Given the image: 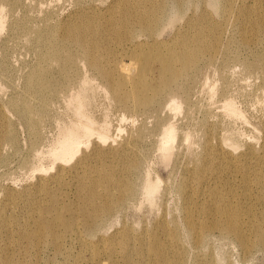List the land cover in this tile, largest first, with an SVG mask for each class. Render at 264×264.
<instances>
[{
    "label": "rangeland",
    "instance_id": "374dc122",
    "mask_svg": "<svg viewBox=\"0 0 264 264\" xmlns=\"http://www.w3.org/2000/svg\"><path fill=\"white\" fill-rule=\"evenodd\" d=\"M198 1L204 5L208 0H196L197 3ZM113 2L114 0H0L3 18L0 27V116H4L0 126L10 121L16 133V141L5 140L0 143V208L9 201L8 195L11 192H22L34 187L41 179L45 172H41L36 166L42 158L44 165H50L51 159L46 152L60 127L77 121L76 94H82V89L79 88L81 82L91 79L93 87L85 114L90 116L94 125L103 128L107 126L119 138L141 132L143 137L140 146L144 150L140 167L133 175L137 184L135 196L125 206L105 217L100 234H104V237L112 234L118 237L125 229L124 223H129L133 233L137 235H145L151 229L163 235L164 226L175 224L179 230V255H182L183 264H264V236L256 235L259 229L264 230V185H259L264 182V69L259 62L256 63V68L249 67L251 62L258 61L260 54H264V29L254 36L248 34L251 27H242L235 14H231L228 20L219 22L224 27L223 39L216 48L210 43L211 47L195 74L185 83L184 106L177 115L167 108L165 97H160L145 112L126 107L113 96L107 82L97 76L96 69L85 64L88 61L82 50L71 43H67L64 49L72 55L73 63L67 78L61 62H56L52 56L44 61L48 67L39 69L42 77L49 71L56 78H61V82L67 81L66 85L58 87L52 80L45 79L40 83L47 85L50 94L26 91L27 76L42 62L40 53L49 51V41L40 46L37 34L53 33L54 28L60 30L67 19L77 18L74 12L78 15L82 11L102 13L103 7ZM239 2L242 3V0H238L237 5L241 4ZM263 4L264 0H257L256 9ZM86 5L94 6V9L82 8ZM211 5L213 16L219 18L221 12L217 4ZM195 7L185 10L184 19H180L176 26L167 27L163 36L169 38L174 30L182 28ZM257 14L258 11L255 15ZM171 28L174 30L170 33ZM53 34L58 35L60 40V31ZM137 37L144 39L146 35L140 32ZM93 53L96 55L94 51ZM130 59L129 56H110L104 64L114 72L123 63H129ZM13 100L16 101V106ZM226 101L232 104L237 113L223 109ZM167 122L178 124V136L173 152L168 158H163L157 141ZM218 144L223 149L233 148L234 153L252 146L254 152L241 155L239 163L233 157L225 155L222 157L223 161L234 166L238 163L233 175L227 173L225 176L223 172L226 179L216 183L207 174L199 185L196 181L206 173L203 167L212 165L217 170L221 169L218 159H205L211 148L215 151ZM85 150L88 151L89 147ZM115 162L112 167H116L119 173L120 164L117 160ZM148 169L151 177L157 175L162 180L151 201L143 193V182ZM55 170L51 168L49 171ZM184 176L191 177L187 189L200 195L202 201H209V191L212 189L232 185L237 198L243 195L244 185L249 187V196L241 199L245 213L240 220V226L246 230L248 246L240 244L234 233L215 225L214 220L207 216V224L213 227L202 233L200 239L192 237V231L185 224L188 216L185 204H191V200L183 199L178 186ZM69 179L70 176H65V181ZM67 185L73 186V180ZM225 196L232 195L226 193ZM60 197L62 201L64 197L68 199L65 194ZM25 207L29 209L28 205ZM64 215L68 216L67 210H64ZM76 218L71 222L68 218L70 226L76 225V229L72 230L70 226L67 228L61 253L44 243H21V239L15 236L7 237L2 234V264H81L74 258L75 254L82 252L89 259L97 251L92 247L88 250L81 249L80 242L88 238V235L85 234L80 218ZM195 218L199 221L198 215ZM19 220L20 224H24V213L19 212ZM165 240L172 242L170 237ZM106 246L103 244L98 250L100 255L96 256L93 264L102 262L101 258L104 261L110 253ZM120 258L118 255V259ZM143 259L147 261L149 256Z\"/></svg>",
    "mask_w": 264,
    "mask_h": 264
},
{
    "label": "bare ground",
    "instance_id": "6f19581e",
    "mask_svg": "<svg viewBox=\"0 0 264 264\" xmlns=\"http://www.w3.org/2000/svg\"><path fill=\"white\" fill-rule=\"evenodd\" d=\"M237 1L208 0L201 5L196 0H114L111 5L103 7L102 13L82 11L78 15L74 12L76 19H67L60 30L52 29L53 33H62L60 40L58 35L50 32L37 34L40 46L49 41V51L40 53L42 62L27 76L26 91L50 94L47 85L40 83L45 79L52 80L58 87L66 85L67 81L61 82V78H56L49 71L42 77L39 69L47 68L44 61L52 56L56 62H61L67 78L73 63L72 55L64 49L67 43H71L82 50L88 61L85 64L96 69L97 76L107 82L113 96L126 107L145 112L160 97H165L167 108L177 115L184 106L185 83L195 74L211 47L210 43L216 48L223 39L224 27L219 22H224L231 14H235L242 27H251L249 33L246 28L243 29L246 33L254 36L264 29V4L257 10V0H242L240 5H237ZM213 3L217 4L221 12L219 18L214 17L211 12ZM191 6L196 7L192 9V15L185 20L182 28L169 29L170 33L172 30L174 32L171 37L165 38L163 33L167 27L176 26L180 19H184V11ZM82 8L88 10L94 9V6L86 5ZM257 11L259 15H255ZM2 21L0 12V27ZM140 32L146 38L139 39L137 36ZM244 45L246 46L245 43ZM110 56H129L131 59L112 72L111 67L104 64ZM258 62L264 69V54H260L258 61L251 62L249 67L256 68ZM92 87L91 79L81 82L79 88L82 89V94H76L77 121L60 127L46 152L51 159L50 165H44L42 158L36 166L41 172H45L38 183L22 192H11L8 195L9 201L0 208V236H15L26 244L44 243L61 253L62 240L70 226L68 218L71 222L79 217L85 234L88 235L85 240L80 238L81 249L88 250L92 247L97 251L89 259L82 252L75 254L74 258L81 264L95 263L96 256L100 255L98 250L103 244L107 245L110 253L104 261L101 258L103 263L97 262L98 264H183L182 255H179V230L175 224L164 226L163 235L154 229L147 231L145 235H137L133 233L129 223H124L125 229L118 237L114 234L105 237L100 234L105 217L125 206L135 196L137 184L133 175L140 167L144 150L140 146L143 137L141 132L119 138L107 126L103 128L94 125L90 116L84 112ZM13 103L16 106L15 100ZM223 109L237 113L229 101L224 103ZM3 119L4 116H0V122ZM168 122L163 125L162 135L157 141L163 158H168L173 152L178 136V124ZM10 123L7 121L0 126V143L5 140L16 141V133ZM88 147L89 150H85ZM216 147L215 151L211 148L205 159H218L221 171L212 165L203 167L206 173L196 181L199 185L207 174L216 183L223 181L227 173L233 175L234 168L242 160L241 155L254 152L252 146L236 153L233 148L223 149L219 144ZM225 155L233 157L238 163L234 166L223 161L222 157ZM116 160L120 164L119 173L116 167H112ZM51 168L56 170L51 172ZM67 175L70 179L65 181ZM72 180L73 186L67 185ZM190 181L191 177L184 176L178 186L183 199L191 200V204H185L188 214L185 224L192 231V237L200 239L202 233L213 227L207 224V216L214 220L215 225L234 233L240 244L248 246L246 230L240 226V220L245 213L241 199L249 196V187L244 185L243 195L237 198L232 185L212 189L209 191V201H202L200 195L187 189ZM161 183L162 180L157 175L151 177L148 169L143 182V193L147 200H153ZM259 185H264V182ZM226 193L232 196H225ZM61 195L64 197L63 201ZM27 205L29 209L25 207ZM64 210H67L68 216L64 215ZM19 212L25 215L24 224H20ZM197 215L199 221L195 218ZM70 227L72 230L76 229V225ZM256 235L264 236V230L259 229ZM166 237H170L172 242H167ZM118 255L121 256L120 259ZM145 256H149L147 261L143 259ZM0 263H3L1 258Z\"/></svg>",
    "mask_w": 264,
    "mask_h": 264
}]
</instances>
